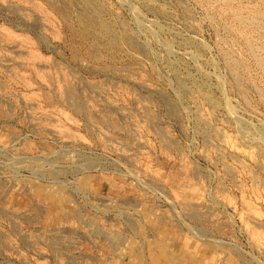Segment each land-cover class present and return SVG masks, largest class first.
Returning <instances> with one entry per match:
<instances>
[{"label":"rangeland","instance_id":"374dc122","mask_svg":"<svg viewBox=\"0 0 264 264\" xmlns=\"http://www.w3.org/2000/svg\"><path fill=\"white\" fill-rule=\"evenodd\" d=\"M222 3L0 0V264H264V0Z\"/></svg>","mask_w":264,"mask_h":264},{"label":"bare ground","instance_id":"6f19581e","mask_svg":"<svg viewBox=\"0 0 264 264\" xmlns=\"http://www.w3.org/2000/svg\"><path fill=\"white\" fill-rule=\"evenodd\" d=\"M78 1H79V0H78ZM81 1H82V0H81ZM90 1H91V0H90ZM116 1H118V2H120V3L122 2V4H124V1H125V0H116ZM216 1H217V0H216ZM229 1H230V0H229ZM86 2H87V0H86ZM126 2H127V1H126ZM153 2H155V1H153ZM245 2H246V1H245ZM254 2H255V1H254ZM70 3H71V2H70ZM76 3H77V2H76ZM90 3L92 4V2H90ZM203 3H204V2H203ZM227 3H228V0H223V3H222V4H227ZM143 4H144L143 6H146V8H147L148 10H150V7H149V6H150V4H152V3H150V2H149V3H148V2H144ZM146 4H147V5H146ZM157 4H158V3H157ZM237 4H238V3H237ZM237 4H236V5H237ZM92 5H95V4H92ZM152 5H153V4H152ZM232 5H233V4H232ZM238 5H239V4H238ZM68 6H69V4H68ZM83 6H84V5H83ZM88 6H89V5H88ZM88 6L86 5L87 8H88ZM216 6H217V5H216ZM230 6H231V5H230ZM214 7H215V6H214ZM226 7H227V6H226ZM83 8H84V7H83ZM91 8H92V7H91ZM95 8H96V6H95ZM212 8H213V7H212ZM222 8H223V7H222ZM238 8H239V7H238ZM246 8H247V7H245V9H246ZM85 9H86V8H85ZM89 9H90V8H89ZM96 9H97V8H96ZM99 9H100V8H99ZM213 9H214V8H213ZM225 9H226V8H225ZM232 9L234 10L233 7H232ZM245 9H244V10H245ZM247 9H248V8H247ZM247 9H246V10H247ZM86 10H87V9H86ZM214 10H215V9H214ZM146 11H147V10H146ZM156 11H157V10H156ZM223 11H224V10H223ZM229 11H230V10H229ZM229 11H228V12H229ZM231 11H232V10H231ZM234 11H235V10H234ZM234 11H232V12H234ZM83 12H84V11H83ZM92 12H93V11H92ZM236 12H237V14H239L238 11H236ZM131 13H132V12H131ZM163 13H164V12H163ZM229 13H230V12H229ZM89 14H90V13H89ZM89 14H88V15H89ZM93 14H94V13H93ZM231 14H232V13H231ZM231 14H230V15H231ZM237 14H234V16H235L236 19H237V20H236V19H235V20H236V21H239V22L241 23V26H244V28H245V27H248V26H249L248 28H251L252 26L255 25V24H253V22L256 20V14L253 16L254 18H250V17H249V19H246V20H242V18H240ZM96 15H97V14H96ZM247 15H248V14H247ZM252 15H253V14H252ZM259 15H260V14H259ZM158 16H159V15H158ZM263 16H264V15H263ZM96 17H97V16H96ZM98 17H100V16H98ZM85 18H86V17H85ZM139 18H140V17H139ZM224 18H225V17H224ZM224 18H223V19H224ZM246 18H248V16H247ZM259 18H262L261 15L259 16ZM263 18H264V17H263ZM87 20H88V19H87ZM101 20H102V17H101ZM166 20H167V19H166ZM84 21H85V20H84ZM135 21H138V20H135ZM150 21H151V20H150ZM150 21H149V22H150ZM260 21H261V20H260ZM97 22H98V21H97ZM102 22H103V20H102ZM257 22H258V21H257ZM87 23L89 24V22H87ZM103 23H104V22H103ZM141 23H142V20H141ZM143 23H144V22H143ZM88 24H87V25H88ZM90 24H91V23H90ZM90 24H89V25H90ZM92 24H93V23H92ZM97 24H98V23H97ZM144 24H145V23H144ZM144 24H143V25H144ZM177 24H178V23H177ZM83 25H84V24H83ZM104 25H105V24H104ZM141 25H142V24H141ZM174 25H175V24H174ZM237 25H238V24H237ZM92 26H93V25H92ZM95 26H96V25H94L93 27L95 28ZM100 26H101V24L99 25V29H100ZM105 26H106V25H105ZM144 26H145V25H144ZM230 26H231V25H230ZM239 26H240V25H239ZM261 26H262V25H261ZM263 26H264V22H263ZM88 27H89V26H88ZM101 27H104V26H101ZM107 27H109V25H108ZM228 27H229V26H228ZM234 27H235V25H234ZM234 27H232V28H234ZM86 28H87V27H86ZM97 28H98V26H97ZM248 28H247V29H248ZM255 28H256L257 30L261 28L259 31L264 32V28H262V27H258L257 25H255ZM105 29L107 30V29H110V28H105ZM228 29H229V28H228ZM240 29H241V28H240ZM245 29H246V28H245ZM100 30H101V29H100ZM229 30H230V29H229ZM233 30H234V29H233ZM241 30H242V29H241ZM241 30H240V31H241ZM243 30H244V29H243ZM85 31H86V30H85ZM97 31H98V30H97ZM102 31H103V29H102ZM110 31H111V30H110ZM150 31H151V30H150ZM237 31H238V29H237ZM237 31H235V32H237ZM253 31H254V30H253ZM259 31H257V32L259 33ZM94 32H96V31H94ZM99 32H100V31H99ZM104 32H105V31H104ZM108 32H109V31H108ZM113 32H114V31H113ZM254 32H255V31H254ZM262 32L259 34V39H257V38L255 39V42H258V41L263 40V39L261 38V36L264 37V35H262ZM102 33H103V32H102ZM109 33H111V32H109ZM242 33H243V32H242ZM244 33H245V32H244ZM244 33H243V34H244ZM252 33H253V32H252ZM93 34H94V33H93ZM93 34H92V35H93ZM107 34H108V33H107ZM112 34H113V33H112ZM249 34H250V33H249ZM253 34H254V33H253ZM253 34L250 35V36L244 34V35L246 36V37H244V40L246 41V44L248 45V49L250 48V50H251V52H252V54H253V55L251 54L252 57H253V56L255 57L256 62H255V61H254V62H255L256 65L260 68V70L264 72V59H262V58L257 54V51H259V49L261 48L260 45L258 46L257 44H255L254 47H253L252 44L249 45V42L252 41V37L254 36ZM103 35H104V34H103ZM103 35H102V36H103ZM241 35H242V34H241ZM244 35H243V36H244ZM113 36H114V35H113ZM220 36H221V35H220ZM100 37H101V34H100ZM103 37L105 38V36H103ZM234 37H235V36H234ZM114 38H115V37H114ZM232 38H233V37H232ZM235 38H236V37H235ZM260 38H261V40H260ZM96 39H97V38H96ZM99 39H100V38H99ZM109 39H110V37H109ZM111 39H112V38H111ZM111 39H110V40H111ZM124 39H125V38H124ZM126 39L128 40L127 42H129V43H128V46H130V48H129L130 51H131V49H132V50H134V51H136V52H139V54L142 53V52H140V51H143L144 49L139 51V49H142V47L139 48V45H138V46L136 45V47H135V46H133V42H131V40H130L128 37H127ZM223 39H224V38H223ZM253 39H254V38H253ZM113 40H114V39H113ZM113 40H112V41H113ZM224 41H225V40H224ZM263 41H264V40H263ZM255 42H253V43H255ZM262 43H263V42H262ZM113 44H114V43H113ZM134 44H135V43H134ZM136 44H137V43H136ZM164 44H165V43H164ZM259 44H260V43H259ZM262 45L264 46V44H262ZM170 46H171V45H170ZM235 47H236V46H235ZM235 47H234V48H235ZM244 47H245V46H244ZM170 48H171V47H170ZM256 48H258V49H256ZM108 49H109V48H108ZM256 50H257V51H256ZM261 50H262V48H261ZM226 51H227V50H226ZM262 51H263V50H262ZM144 52H145V51H144ZM177 52H178V51H177ZM263 52H264V51H263ZM131 53H132V52H131ZM182 53L184 54V51H183ZM186 53H187V52H186ZM221 53H222V52H221ZM223 53H224V52H223ZM230 53H231V52H230ZM260 53H261V52H260ZM260 53H259V54H260ZM168 54H169V53H168ZM190 54H191V53H190ZM143 55H144V54H143ZM247 55H248V54H247ZM257 55H258V56H257ZM234 57H236V56H234ZM254 57H253V60H254ZM244 58H245V57H244ZM263 58H264V56H263ZM223 60H224V64H225V66H226L227 69L229 70V71H227V70H226V71H227V73H229V75H230L229 78L231 79V81H227V83L229 82V83L231 84V87L234 88V90H236L237 92H239V94H242L241 91H240V86H241V85H240V83H239L240 71L238 70V68H237V66H236V63H237V64L239 63V62L237 61L238 59H237V60H233V59H232L227 53H225V56L223 57ZM182 61H183V60H182ZM241 62H242V61H241ZM239 64H240V63H239ZM245 64H246V63H245ZM245 64H244V65H245ZM240 66H241V65H240ZM238 67H239V66H238ZM239 68H241V67H239ZM245 68H246V67H245ZM255 68H256V67H255ZM247 69H248V68H247ZM213 70H214V69H213ZM258 70H259V69H258ZM258 70H257V71H258ZM255 74H256V73H255ZM259 74H260V72H259ZM227 76H228V75H227ZM262 76H263V75H262ZM183 79H184V77H183ZM182 83H184V82H182ZM216 83H217V82H216ZM229 83H228V84H229ZM260 83H261V82H260ZM180 84H181V83H180ZM230 84H229V85H230ZM252 84H253V83H252ZM182 85H183V84H182ZM243 85H244V84H243ZM259 85H260V84H259ZM178 86H180V85H178ZM244 87H245V86H244ZM256 87H257V86H256ZM176 88H177V87H176ZM91 89H92V88H91ZM231 89H232V88H231ZM148 90H150V89L148 88ZM151 90H152V89H151ZM151 90H150V92L155 91V90H152V91H151ZM179 90L181 91L180 87H179ZM253 90H254V89H253ZM257 90H258V89H257ZM260 90H261V89H260ZM157 91H158V90H157ZM157 91H156V92H157ZM236 91H235V92H236ZM244 93H245V92H244ZM244 93H243V94H244ZM248 93H249V92H248ZM156 94H157V93H156ZM243 94H242V96L245 97ZM237 95H238V94H237ZM260 96H261V95H260ZM134 100H135V99H134ZM146 101H147V100H146ZM242 102H243V100H242ZM244 102H245V101H244ZM143 103H144V102H143ZM169 105H170V104H169ZM195 105H196V104H195ZM244 105H245V104H244ZM246 106H247V105H246ZM165 107H166V106H165ZM140 108H141V106H140ZM229 108H230V107H229ZM172 111H173V110H172ZM241 111H242V110H241ZM245 111H246V110H245ZM120 112H121V111H120ZM167 112H168V111H167ZM208 112H209V111H208ZM232 113H233V112H232ZM120 114H121V113H120ZM120 114H119V115H120ZM235 114H236V113H235ZM236 115L239 116V114H236ZM236 115H235V116H236ZM238 116H237V117H238ZM205 117H206V116H205ZM222 117H223V116H222ZM239 119H241V118H238V119L236 118V120H235V122H236L235 124H237V127H239V132L242 131V128H247V130H248V129H250V126H251V125H254V124H251V122L249 123V121L247 122V121H242V120H239ZM243 119H244V118H243ZM243 122H245V123H243ZM246 122H247V123H246ZM260 124H261V123H260ZM261 126H262V125H261ZM248 127H249V128H248ZM211 128H212V127H211ZM220 128H221V127H220ZM256 128H257V127H256ZM262 129H264V127H262ZM250 130H251V129H250ZM257 131H258V130H257ZM247 133H248V132H247ZM247 133H246V135H247ZM251 134H252V133H251ZM254 134H255V133H254ZM254 134H253V135H254ZM244 135H245V134H244ZM247 136H248V135H247ZM251 136H252V135H251ZM251 136L249 135V137H251ZM249 137H248V139H249ZM251 138H252L253 143H249V144L252 145V146H256V145H257L256 142H257L258 140H262L261 143H262V142L264 143V130H263V132H262L261 134H260V132H259V133L257 134V136L255 135V136H253V137H251ZM244 139H245V138H244ZM246 139H247V137H246ZM248 139H247V140H248ZM240 142H241V141H240ZM249 142H251V140H249ZM246 143H247V142H246ZM261 143H260V146H261ZM263 143H262V144H263ZM213 144H214V143H213ZM249 144H248V145H249ZM220 145H221V144H220ZM244 145H245V144H244ZM252 146H250V147H252ZM215 147H216V146H215ZM207 148H208V147H207ZM213 148H214V147H213ZM224 149H225V148H224ZM243 152H244V151H243ZM252 152H253V151H252V148H249L248 151H247L248 154H252ZM247 153H246V154H247ZM255 153H256V152H255ZM244 154H245V153H244ZM257 155H258V154H257ZM255 165H256V164H255ZM41 166H42V165H41ZM16 167H17V165H16ZM11 168H12V167H11ZM16 169H17V168H16ZM19 169H20V167H19ZM255 173H256V172H255ZM252 179H253V178H252ZM55 184H56V183H55ZM252 185H253V184H252Z\"/></svg>","mask_w":264,"mask_h":264}]
</instances>
